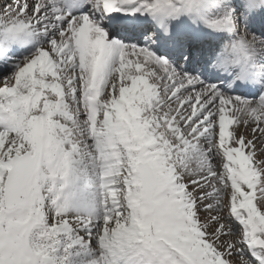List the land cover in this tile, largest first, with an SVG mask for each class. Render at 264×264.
Wrapping results in <instances>:
<instances>
[{
    "label": "snow or ice",
    "instance_id": "1",
    "mask_svg": "<svg viewBox=\"0 0 264 264\" xmlns=\"http://www.w3.org/2000/svg\"><path fill=\"white\" fill-rule=\"evenodd\" d=\"M0 264H264V0H0Z\"/></svg>",
    "mask_w": 264,
    "mask_h": 264
}]
</instances>
